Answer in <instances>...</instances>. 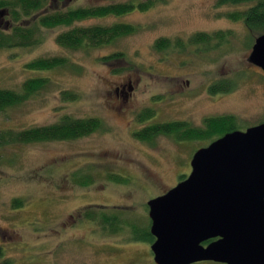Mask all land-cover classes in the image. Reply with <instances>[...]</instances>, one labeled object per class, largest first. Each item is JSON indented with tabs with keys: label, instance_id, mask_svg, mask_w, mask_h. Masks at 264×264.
<instances>
[{
	"label": "rangeland",
	"instance_id": "1",
	"mask_svg": "<svg viewBox=\"0 0 264 264\" xmlns=\"http://www.w3.org/2000/svg\"><path fill=\"white\" fill-rule=\"evenodd\" d=\"M131 1L135 7L125 14L82 19L69 26H39L37 44L0 48V87L19 91L28 79L48 80L23 103L0 112L1 130L48 125L65 115L94 117L102 123L97 131L72 140L0 147V261L155 264L152 242L134 239L150 226L147 201L183 180L193 153L217 133L192 139L160 134L147 142L134 132L175 120L204 128L206 118L220 115L234 116L236 130L264 121V72L246 60L256 34L226 16L242 4L154 0L151 7L140 9L137 3L148 0H48L38 16ZM115 23L131 24L136 30L111 43L76 50L56 41L58 34L75 26ZM218 31L231 32L230 39L220 45L214 39L189 42L196 32ZM159 39L169 40L171 47L156 49ZM113 52L123 56L102 61ZM53 56L67 58V64L46 70L26 67L34 59ZM231 84L234 88L229 90ZM211 87L224 89L212 93ZM64 91L78 97L66 100ZM147 109L152 116L140 121ZM15 199L22 204L15 207ZM87 211L122 215L125 225L119 221L111 231L86 219ZM134 226L140 231L134 233Z\"/></svg>",
	"mask_w": 264,
	"mask_h": 264
},
{
	"label": "water",
	"instance_id": "2",
	"mask_svg": "<svg viewBox=\"0 0 264 264\" xmlns=\"http://www.w3.org/2000/svg\"><path fill=\"white\" fill-rule=\"evenodd\" d=\"M246 60L264 72V32ZM190 167L147 201L154 263L264 264V121L198 148Z\"/></svg>",
	"mask_w": 264,
	"mask_h": 264
},
{
	"label": "trees",
	"instance_id": "3",
	"mask_svg": "<svg viewBox=\"0 0 264 264\" xmlns=\"http://www.w3.org/2000/svg\"><path fill=\"white\" fill-rule=\"evenodd\" d=\"M219 4H242L239 10L230 11L226 16L233 21H241L245 28L250 32L262 34L264 32V0H217ZM50 3V1H49ZM154 0L139 2L137 6L140 9H146L153 5ZM48 0H0V19L4 18L3 24H0V48L28 47L38 43L36 38L37 28L55 27L60 25L69 26L76 21L100 17L106 15H122L129 12L135 7L131 1L128 3H109L96 7H78L67 9L63 12L56 11L50 14L39 15V12L45 8ZM35 15V16H34ZM37 15V17H36ZM32 18L31 23L29 18ZM6 18V19H5ZM28 19V20H25ZM31 24H34L32 26ZM5 25V26H3ZM136 30V26L124 23H115L109 26L92 25V26H75L57 35L56 41L68 48L79 49L82 47L99 46L111 43L114 39L130 34ZM231 32L218 31L212 34L206 32H196L189 37V42L201 44L210 40H216L222 44L230 39ZM179 47H185L181 41L176 42ZM158 50H167L171 47V42L167 39H159L154 44ZM123 56L120 52H113L110 55L103 56L102 61H110ZM67 64V58L63 56H53L34 59L26 64V67L32 70H46L56 67H62ZM47 79L43 77L31 78L26 80L21 90L16 91L9 88L0 87V112L7 108L23 103L30 95L44 88L47 85ZM230 85L229 90L232 89ZM234 88V87H233ZM224 88H210L214 93ZM78 95L75 92L64 91L62 98L66 100L76 99ZM152 111L148 110L140 115L139 120L144 121L152 116ZM235 117L232 115L212 116L204 120V128L191 127L185 121L154 122L134 132L138 139L151 142L157 135H171L177 139L207 138V136L217 133L216 138L223 134L236 130L234 125ZM102 126L99 119L94 117L76 118L65 115L58 121L48 125L33 126L20 130L0 129V147L12 143H30L52 140H72L89 135L97 131ZM85 184V181H81ZM22 200L15 199L13 205L20 206ZM116 209V208H115ZM85 218L92 221H99L109 230L118 228L117 224L125 225L122 215L119 217L115 214H109L105 211H87ZM127 225V224H126ZM133 232L140 229L133 227ZM137 230V231H136ZM139 236L134 239H143L152 242L154 237L149 231V227L142 229ZM0 264H12L11 260L4 258Z\"/></svg>",
	"mask_w": 264,
	"mask_h": 264
},
{
	"label": "flooded vegetation",
	"instance_id": "4",
	"mask_svg": "<svg viewBox=\"0 0 264 264\" xmlns=\"http://www.w3.org/2000/svg\"><path fill=\"white\" fill-rule=\"evenodd\" d=\"M210 85V84H209ZM178 121V120H177ZM179 121H182V120H179ZM186 122V121H185ZM208 242V241H207ZM206 243V242H205Z\"/></svg>",
	"mask_w": 264,
	"mask_h": 264
}]
</instances>
